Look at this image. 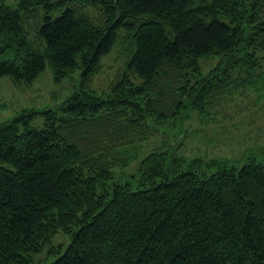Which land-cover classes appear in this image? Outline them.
I'll use <instances>...</instances> for the list:
<instances>
[{"label":"trees","instance_id":"obj_1","mask_svg":"<svg viewBox=\"0 0 264 264\" xmlns=\"http://www.w3.org/2000/svg\"><path fill=\"white\" fill-rule=\"evenodd\" d=\"M115 46L112 85L89 88ZM48 63L81 82L0 123V264H264V162L187 159L162 140L114 180L193 111L220 122L264 95V0H0V75L31 83Z\"/></svg>","mask_w":264,"mask_h":264},{"label":"rangeland","instance_id":"obj_2","mask_svg":"<svg viewBox=\"0 0 264 264\" xmlns=\"http://www.w3.org/2000/svg\"><path fill=\"white\" fill-rule=\"evenodd\" d=\"M5 1L12 5L19 2ZM60 12L61 9H57L53 16ZM125 59L126 56L117 46L104 54L101 58V69L87 82L89 88L98 92L109 89ZM215 62V58L202 61V71L206 73ZM80 82L81 69L77 68L69 76L56 80L49 63L31 83H16L10 76L0 75V123L10 120L27 108L42 110L57 107L79 88ZM241 103L243 104L239 106L230 105L228 116L219 119L220 122L209 120L208 123H203L198 119L197 112L193 111L190 120L184 123L181 133L174 129L151 136L146 148L136 159L125 167L114 168V180L123 182L131 174H135L141 158L162 140L171 143L177 148V154L187 159L201 157L207 162L222 160L237 166L243 165L252 157L264 162V95L255 104L249 103V100ZM43 122V116L37 115L33 125L41 126ZM210 169L214 170L216 166H211ZM68 242L69 237L62 232L54 237L55 244L62 243L66 246ZM54 258L55 256L41 253L30 264H45Z\"/></svg>","mask_w":264,"mask_h":264}]
</instances>
